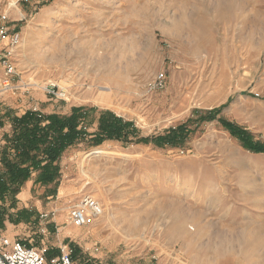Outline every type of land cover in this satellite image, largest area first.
<instances>
[{
    "label": "rangeland",
    "instance_id": "rangeland-1",
    "mask_svg": "<svg viewBox=\"0 0 264 264\" xmlns=\"http://www.w3.org/2000/svg\"><path fill=\"white\" fill-rule=\"evenodd\" d=\"M3 14L20 42L0 92V177L12 118L86 113L58 179L32 172L0 195L4 236L48 258L67 244L74 264H264V0H0ZM106 112L133 125L129 139L100 135ZM87 195L102 214L75 228Z\"/></svg>",
    "mask_w": 264,
    "mask_h": 264
},
{
    "label": "trees",
    "instance_id": "trees-1",
    "mask_svg": "<svg viewBox=\"0 0 264 264\" xmlns=\"http://www.w3.org/2000/svg\"><path fill=\"white\" fill-rule=\"evenodd\" d=\"M213 114L214 112L210 113L212 116ZM85 116L84 109L76 108L69 115L63 116H43L35 111H27L20 117L12 118L11 134L5 136L1 153L6 180L0 177V195H4L6 191L16 195L32 172L38 173V181L43 184L58 179V169L54 163L67 147L75 144L85 134L82 129H78ZM132 126L130 122L108 112L102 113L99 118V133L108 139H129L134 131ZM226 127L239 137L244 147L255 153L263 151L258 144L252 142L247 132L230 124ZM184 131L181 127L170 130L158 140L173 144Z\"/></svg>",
    "mask_w": 264,
    "mask_h": 264
},
{
    "label": "built area",
    "instance_id": "built-area-1",
    "mask_svg": "<svg viewBox=\"0 0 264 264\" xmlns=\"http://www.w3.org/2000/svg\"><path fill=\"white\" fill-rule=\"evenodd\" d=\"M20 33L10 30L7 26V16H0V92L13 89V82L17 75L14 61L15 51L19 46ZM161 76H159V79ZM36 112V110H34ZM102 214L99 203L91 196H84L74 204L69 211V223L75 228H84L96 223ZM55 212L42 213L38 221H47ZM56 233L59 232L57 227ZM41 232L45 230L42 228ZM46 249H37L18 240L4 236L0 231V264H74L72 249L67 244H59L57 254L48 258ZM91 264H100L91 262Z\"/></svg>",
    "mask_w": 264,
    "mask_h": 264
},
{
    "label": "crops",
    "instance_id": "crops-1",
    "mask_svg": "<svg viewBox=\"0 0 264 264\" xmlns=\"http://www.w3.org/2000/svg\"><path fill=\"white\" fill-rule=\"evenodd\" d=\"M5 126H9L10 127V125H9V123H1L0 124V128H3V127H5ZM3 143H4V141H3ZM0 168H1V164H0ZM58 196H60L61 195V193H60V190H58ZM27 195H30V189H29V187L27 186V188L26 189H24V190H22L19 194H18V198L19 199H21V198H23V197H25V196H27ZM24 199V198H23Z\"/></svg>",
    "mask_w": 264,
    "mask_h": 264
},
{
    "label": "bare ground",
    "instance_id": "bare-ground-1",
    "mask_svg": "<svg viewBox=\"0 0 264 264\" xmlns=\"http://www.w3.org/2000/svg\"><path fill=\"white\" fill-rule=\"evenodd\" d=\"M213 8V7H212ZM206 13V12H205ZM204 24V23H203ZM49 38V33H47V35H45V37L43 38V41H46L47 39ZM121 78V77H120ZM123 80V79H122ZM118 82H120V81H118ZM123 82V81H122ZM121 84V86H124V84L123 83H120ZM119 85V84H118ZM108 88V87H107ZM128 88V87H127ZM106 89V88H105ZM117 89H118V87H117ZM114 90V89H113ZM106 91V90H105ZM107 103V102H106ZM217 226V225H216ZM229 230V229H228ZM219 233V232H218ZM226 235V234H225ZM214 237V236H213ZM215 238V237H214ZM233 238V237H232ZM217 239V238H216ZM223 238H221V240H222ZM235 239V238H234ZM246 239V238H245ZM244 242L246 243L247 241H245L244 240ZM223 243V242H222ZM218 244H220L219 243V241H218ZM228 244H230V242L228 243ZM232 244V243H231ZM238 245V244H237ZM241 245H243V244H241ZM215 246V245H214ZM218 246V245H217ZM223 246H225V245H223ZM228 246V245H227ZM244 246H245V244H244ZM237 248V247H236ZM243 248H245V247H243ZM218 250V249H217ZM228 250H229V248H228ZM232 250V249H231ZM234 250V249H233ZM242 250V249H241ZM236 251V250H235ZM234 251V252H235ZM221 253H223V252H221ZM220 253V254H221Z\"/></svg>",
    "mask_w": 264,
    "mask_h": 264
}]
</instances>
